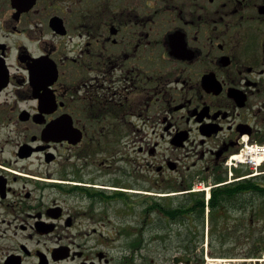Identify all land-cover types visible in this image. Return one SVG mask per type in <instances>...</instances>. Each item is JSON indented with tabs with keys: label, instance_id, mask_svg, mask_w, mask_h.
I'll return each instance as SVG.
<instances>
[{
	"label": "flooded vegetation",
	"instance_id": "af4514ba",
	"mask_svg": "<svg viewBox=\"0 0 264 264\" xmlns=\"http://www.w3.org/2000/svg\"><path fill=\"white\" fill-rule=\"evenodd\" d=\"M244 128L264 0H0V264H264Z\"/></svg>",
	"mask_w": 264,
	"mask_h": 264
},
{
	"label": "built area",
	"instance_id": "2783aa9c",
	"mask_svg": "<svg viewBox=\"0 0 264 264\" xmlns=\"http://www.w3.org/2000/svg\"><path fill=\"white\" fill-rule=\"evenodd\" d=\"M241 149L238 155L234 157H239L241 161L249 162L256 167V165L264 160V145L257 144L250 140L248 135L241 136Z\"/></svg>",
	"mask_w": 264,
	"mask_h": 264
},
{
	"label": "rangeland",
	"instance_id": "374dc122",
	"mask_svg": "<svg viewBox=\"0 0 264 264\" xmlns=\"http://www.w3.org/2000/svg\"><path fill=\"white\" fill-rule=\"evenodd\" d=\"M256 139H258V137H255ZM245 169H247V171H243V172H251L252 170H249V167H246ZM253 172V171H252ZM255 172H253L252 174H254ZM259 172H257V174H258ZM256 174V173H255ZM258 176H264V173H262V172H260L259 174H258ZM208 184H205V186H202V184H199V183H195V185H194V190L195 191H199L200 189H202V188H207V187H209V186H207ZM200 188V189H199ZM205 192V191H204ZM136 213V212H135ZM126 217L128 218V219H130L131 218V216H130V214H127L126 215ZM138 217V218H137ZM122 217H119V219H121ZM136 221V222H135ZM140 221H141V217L140 216H137V215H133L132 216V222H134L133 223V225H129V224H127V226H134V227H136V226H139V224H140ZM151 251H153L155 254H156V251H157V249H151ZM205 251V250H204ZM135 256H140V254H137V255H135ZM163 256V255H162ZM208 259H204V262H206L207 264H210V262H215V261H213L214 260V258L212 257V256H208L207 257ZM217 258V257H216ZM216 260H220V258H218V259H216Z\"/></svg>",
	"mask_w": 264,
	"mask_h": 264
},
{
	"label": "trees",
	"instance_id": "16d2710c",
	"mask_svg": "<svg viewBox=\"0 0 264 264\" xmlns=\"http://www.w3.org/2000/svg\"><path fill=\"white\" fill-rule=\"evenodd\" d=\"M258 140H259V141H263L261 138H260V139L258 138ZM243 170H244V171H247V169H236L234 172H235L236 175H240V174L243 172ZM245 185H246L245 188L247 189V188H248V184H245ZM213 192L221 193L222 190H221L220 187H219V188L213 190Z\"/></svg>",
	"mask_w": 264,
	"mask_h": 264
},
{
	"label": "water",
	"instance_id": "95a60500",
	"mask_svg": "<svg viewBox=\"0 0 264 264\" xmlns=\"http://www.w3.org/2000/svg\"><path fill=\"white\" fill-rule=\"evenodd\" d=\"M245 131H248V132H249L248 129L244 128V129H242L239 133H240V134H244Z\"/></svg>",
	"mask_w": 264,
	"mask_h": 264
}]
</instances>
